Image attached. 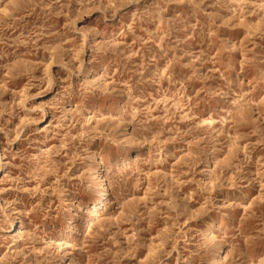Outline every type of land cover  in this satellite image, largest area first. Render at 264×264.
Listing matches in <instances>:
<instances>
[{
	"label": "rangeland",
	"instance_id": "1",
	"mask_svg": "<svg viewBox=\"0 0 264 264\" xmlns=\"http://www.w3.org/2000/svg\"><path fill=\"white\" fill-rule=\"evenodd\" d=\"M0 264H264V0H0Z\"/></svg>",
	"mask_w": 264,
	"mask_h": 264
},
{
	"label": "bare ground",
	"instance_id": "2",
	"mask_svg": "<svg viewBox=\"0 0 264 264\" xmlns=\"http://www.w3.org/2000/svg\"><path fill=\"white\" fill-rule=\"evenodd\" d=\"M96 164H97L96 161L94 159H92L91 160V165L94 166ZM95 191H96V193L94 195V198H92L86 204L95 206V205L99 204L102 201V199L104 198V196H105L104 178H103V175L101 174V170L100 169H97L96 189H95ZM21 223L22 222L19 219L17 220V223H14V222L11 223V229L8 231V233L15 232V229L17 227V224H21Z\"/></svg>",
	"mask_w": 264,
	"mask_h": 264
}]
</instances>
